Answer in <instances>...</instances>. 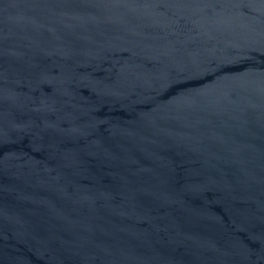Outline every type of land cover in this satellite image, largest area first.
Wrapping results in <instances>:
<instances>
[{
	"label": "water",
	"instance_id": "95a60500",
	"mask_svg": "<svg viewBox=\"0 0 264 264\" xmlns=\"http://www.w3.org/2000/svg\"><path fill=\"white\" fill-rule=\"evenodd\" d=\"M0 264H264V0H0Z\"/></svg>",
	"mask_w": 264,
	"mask_h": 264
}]
</instances>
